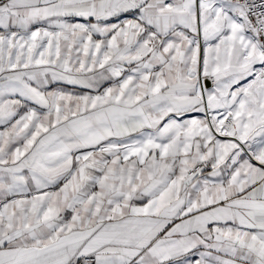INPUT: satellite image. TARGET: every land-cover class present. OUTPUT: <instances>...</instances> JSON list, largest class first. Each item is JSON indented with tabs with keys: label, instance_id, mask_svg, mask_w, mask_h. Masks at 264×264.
I'll return each mask as SVG.
<instances>
[{
	"label": "snow or ice",
	"instance_id": "1",
	"mask_svg": "<svg viewBox=\"0 0 264 264\" xmlns=\"http://www.w3.org/2000/svg\"><path fill=\"white\" fill-rule=\"evenodd\" d=\"M0 264H264V0H0Z\"/></svg>",
	"mask_w": 264,
	"mask_h": 264
}]
</instances>
